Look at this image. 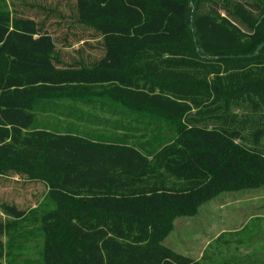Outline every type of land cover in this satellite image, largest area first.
Wrapping results in <instances>:
<instances>
[{"label":"trees","instance_id":"16d2710c","mask_svg":"<svg viewBox=\"0 0 264 264\" xmlns=\"http://www.w3.org/2000/svg\"><path fill=\"white\" fill-rule=\"evenodd\" d=\"M61 1L0 0V182L47 187L0 202V264H244L162 238L264 185V0Z\"/></svg>","mask_w":264,"mask_h":264},{"label":"rangeland","instance_id":"374dc122","mask_svg":"<svg viewBox=\"0 0 264 264\" xmlns=\"http://www.w3.org/2000/svg\"><path fill=\"white\" fill-rule=\"evenodd\" d=\"M60 7L62 12L69 11L61 0ZM11 177L23 180L18 174ZM40 181H30L33 182V190L29 192L19 187L1 186L0 199L3 202L16 201L26 208L34 207L47 193L45 183ZM171 225V230L162 238V244L184 255L199 259L207 254L216 260L234 255L264 264V185L221 192L200 205L196 215L177 216ZM30 246H41V243ZM37 251L34 247L28 255L35 257Z\"/></svg>","mask_w":264,"mask_h":264},{"label":"crops","instance_id":"0c3cea01","mask_svg":"<svg viewBox=\"0 0 264 264\" xmlns=\"http://www.w3.org/2000/svg\"><path fill=\"white\" fill-rule=\"evenodd\" d=\"M79 44L75 45L73 48L74 49H78L79 48ZM72 48V49H73ZM77 105L81 108H83L85 111L88 110V108L85 106L86 104H84L83 101H72V100H67L64 102V105L66 106H69V105ZM101 115H104V116H109L107 113L105 112H101L99 111ZM51 120L57 122L58 124H60L61 127H66L68 129H70L71 131H74V133H81V132H84V131H87V132H99V128L97 127H92V126H88L87 124H84L82 122H79L74 116H70L68 117L67 115L66 116H61V115H58V116H51L50 117ZM135 140V139H134ZM2 182H0V187L3 186V187H6V186H11V187H19L21 188V190L25 191V192H29L31 190H33V182H29V181H25V180H20L19 178L15 177V178H9V177H2ZM17 178V179H16ZM16 179V181H20V183H16V181L14 180ZM0 202H3L1 199H0ZM10 203H13V204H16L17 206L21 207V208H26L25 206H20L16 201H9ZM35 207V206H34ZM1 214V212H0ZM225 244L228 243V241H225L224 242ZM178 252V251H176ZM180 253V252H178ZM182 254V253H180ZM184 255V254H182ZM185 256H189V255H185ZM209 256V255H208ZM193 259H196V260H200L201 258H194L192 256H189ZM209 258H211L209 261H207L208 263L209 262H221V261H224V260H232V259H235L237 261H241L243 262L244 264H258L257 262L255 261H246L244 259H241V258H238L234 255H231V256H228V257H223V258H220V259H214L211 255L209 256Z\"/></svg>","mask_w":264,"mask_h":264},{"label":"water","instance_id":"95a60500","mask_svg":"<svg viewBox=\"0 0 264 264\" xmlns=\"http://www.w3.org/2000/svg\"><path fill=\"white\" fill-rule=\"evenodd\" d=\"M263 47H264V42L256 49V51L254 52V56H256Z\"/></svg>","mask_w":264,"mask_h":264}]
</instances>
